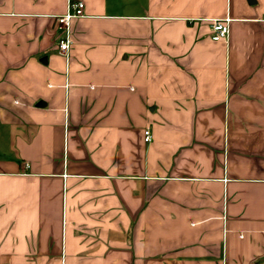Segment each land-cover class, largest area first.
Here are the masks:
<instances>
[{
  "label": "crops",
  "instance_id": "obj_1",
  "mask_svg": "<svg viewBox=\"0 0 264 264\" xmlns=\"http://www.w3.org/2000/svg\"><path fill=\"white\" fill-rule=\"evenodd\" d=\"M0 264H264V0H0Z\"/></svg>",
  "mask_w": 264,
  "mask_h": 264
},
{
  "label": "built area",
  "instance_id": "obj_2",
  "mask_svg": "<svg viewBox=\"0 0 264 264\" xmlns=\"http://www.w3.org/2000/svg\"><path fill=\"white\" fill-rule=\"evenodd\" d=\"M83 12V4L81 1L69 2L66 12L56 18V23L61 26L62 31L57 38V50L59 54L66 56L71 41L69 37L68 24L71 19L81 17ZM210 39L212 41L224 40L228 33V19H215L209 25ZM151 135L148 129L143 132V141L148 143Z\"/></svg>",
  "mask_w": 264,
  "mask_h": 264
}]
</instances>
